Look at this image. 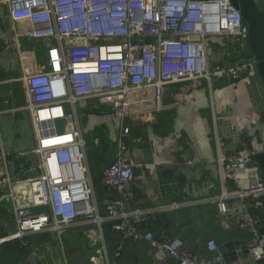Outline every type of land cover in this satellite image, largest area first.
I'll return each instance as SVG.
<instances>
[{"label":"built area","instance_id":"1","mask_svg":"<svg viewBox=\"0 0 264 264\" xmlns=\"http://www.w3.org/2000/svg\"><path fill=\"white\" fill-rule=\"evenodd\" d=\"M4 1L11 19L23 24V39L41 40L45 55L42 68L32 61L23 78L26 105L12 108L5 100L0 108V113L27 110L36 141L25 157L28 168L18 170L15 182L7 172L8 154L0 144V186L6 190L17 227L0 240L60 233L78 222L96 224L99 229L109 224L123 239L147 240L178 264H215L212 258L192 254L181 239L166 233L155 238L149 229L156 212L187 202L154 209L130 207L128 188L135 164L128 155V142L136 139L127 119L139 116L132 104L150 90L200 80L209 86L236 82L256 71L240 11L230 0ZM210 41L219 45L213 55ZM228 44L234 45L231 51ZM82 110L111 114L116 120L111 134L116 154L101 177L109 190L104 213L94 198ZM65 116L68 127L58 130L56 121ZM218 167L222 182L240 172L248 175L246 187L223 188L216 197L219 216L230 217L238 228L251 232L250 264H264V233L254 213L256 208L264 211V175L248 150L219 156ZM25 183L31 186V206L18 202L17 185ZM250 198L256 200L254 204L247 202ZM229 201H238L239 206L229 207ZM136 218L145 232L135 226ZM207 247L217 249L214 240Z\"/></svg>","mask_w":264,"mask_h":264},{"label":"crops","instance_id":"2","mask_svg":"<svg viewBox=\"0 0 264 264\" xmlns=\"http://www.w3.org/2000/svg\"><path fill=\"white\" fill-rule=\"evenodd\" d=\"M23 29L22 23L11 19L7 3L0 0V108L5 100L12 108L24 107L27 97L23 78L32 61L37 69L42 68L43 42H27L21 35ZM31 49L33 53L28 51ZM132 105L139 116L127 119L136 139L128 142V155L135 164L128 188L130 207L154 209L188 203L156 212L150 226L153 236L160 238L166 233L179 238L200 259L215 260L220 256L219 245L229 241L248 243L251 232L238 228L232 218L219 216L216 199L223 188L233 191L246 187L248 175L240 172L222 182L218 157L247 150L240 141L241 134L251 140L254 151L264 150V86L257 69L236 82L209 86L200 80L158 92L150 90ZM101 114L88 115L85 127H81L89 148L95 151L88 165L94 198L104 213L109 190L101 177L116 154L111 135L116 122L110 115L104 118ZM35 142L27 110L0 113V144L8 154L7 172L12 182L19 169L28 168L25 157ZM6 196V190L0 186V239L17 229ZM255 201L247 200L250 204ZM227 203L229 207L239 206L238 201ZM254 213L259 230L264 233V211L256 208ZM134 223L145 232L140 219L136 218ZM210 240L215 241L216 250L207 247ZM118 247L119 255L115 256ZM236 253L240 264H250L248 250L238 249ZM157 260L178 264L147 240L123 239L109 224L99 229L96 224L78 222L60 233L42 232L22 240H0V264H153Z\"/></svg>","mask_w":264,"mask_h":264},{"label":"water","instance_id":"3","mask_svg":"<svg viewBox=\"0 0 264 264\" xmlns=\"http://www.w3.org/2000/svg\"><path fill=\"white\" fill-rule=\"evenodd\" d=\"M239 11L247 26V44L256 61V69L264 86V7L260 0H230ZM240 141L248 151L253 152V159L264 175V150L254 151L251 140L245 135H240ZM31 186L28 183L17 185L19 204L31 206ZM246 252L247 243L244 241H229L218 247L220 256L215 259V264H230L237 259L236 250Z\"/></svg>","mask_w":264,"mask_h":264},{"label":"rangeland","instance_id":"4","mask_svg":"<svg viewBox=\"0 0 264 264\" xmlns=\"http://www.w3.org/2000/svg\"><path fill=\"white\" fill-rule=\"evenodd\" d=\"M261 2H258V4L261 6V7H264V2L262 1V0H260ZM209 47H210V49L213 51L212 52V55L213 54H215L216 52H217V50H218V48H219V45L216 43V42H212V41H210L209 42ZM227 47H228V50L229 51H231L232 49H233V47H234V45L233 44H228L227 45ZM142 94V93H141ZM140 96V95H139ZM137 97V100H138V98H140V97ZM83 111V110H82ZM81 113H83L81 116H80V119H81V126L82 127H85V125H86V120L87 119H89V116L92 114V113H87V112H85V111H83V112H81ZM89 115V116H88ZM110 115V117H113L111 114H101L100 116H102V117H104V118H106L107 116H109ZM114 118V117H113ZM115 120V119H114ZM115 122H116V120H115ZM56 123H57V126H58V130H61V128L60 127H65V128H67L68 127V117L67 116H65V117H59L58 119H57V121H56ZM84 131H85V129H84ZM95 134L97 135L98 133H97V131L95 132ZM96 138H98L97 136H95ZM85 141H86V136H85ZM99 139V138H98ZM96 140V139H95ZM94 140V141H95ZM101 141V140H100ZM88 147V148H87ZM116 150V149H115ZM112 152L114 153V151L112 150ZM86 154H87V157H88V163L89 162H91L92 161V158H93V156H95V151H93L92 149H90L89 148V145H88V143H87V141H86ZM89 168H90V164H89ZM99 257V256H98Z\"/></svg>","mask_w":264,"mask_h":264},{"label":"trees","instance_id":"5","mask_svg":"<svg viewBox=\"0 0 264 264\" xmlns=\"http://www.w3.org/2000/svg\"><path fill=\"white\" fill-rule=\"evenodd\" d=\"M263 228H264V226H263ZM150 229V228H149Z\"/></svg>","mask_w":264,"mask_h":264}]
</instances>
